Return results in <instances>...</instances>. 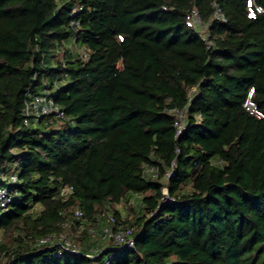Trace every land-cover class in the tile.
<instances>
[{
  "label": "trees",
  "instance_id": "trees-1",
  "mask_svg": "<svg viewBox=\"0 0 264 264\" xmlns=\"http://www.w3.org/2000/svg\"><path fill=\"white\" fill-rule=\"evenodd\" d=\"M79 1L71 15L75 1L0 0V175L17 174L0 209V264H99L105 248L112 264H264V115L244 105L254 87L264 114V11ZM193 7L210 43L186 23ZM44 90L70 119L24 123L26 100ZM174 107L186 108L179 135ZM134 195L136 214L122 219L115 204ZM105 212L134 227V246L101 235L81 246ZM62 230L81 253L37 243Z\"/></svg>",
  "mask_w": 264,
  "mask_h": 264
},
{
  "label": "built area",
  "instance_id": "built-area-1",
  "mask_svg": "<svg viewBox=\"0 0 264 264\" xmlns=\"http://www.w3.org/2000/svg\"><path fill=\"white\" fill-rule=\"evenodd\" d=\"M75 1L71 15H75L78 11L82 10L83 5L79 0H69ZM247 5L249 8V17H256L259 13L264 11L262 4L258 0H247ZM214 13L213 17L216 19H225V16L221 10L218 2L214 1ZM186 23L188 26L194 27L198 30L199 35L206 42L210 43L208 40L207 25L204 23L201 13L198 8L193 7L189 10L186 16ZM72 25L78 26L79 22L77 20H72ZM80 54L82 57H87L88 52L85 48L80 49ZM254 87H251L247 98L245 100V107L252 113H256L258 116H263V112L260 111L258 105L253 100ZM175 116L174 125L176 129V135L181 134L187 125V115L185 107H174L169 108ZM70 119L65 113L64 108L56 101L55 96L50 90H44L41 93L31 95L25 102L24 106V123L30 124L31 122L38 123L40 120L44 119L46 122H54L58 119ZM73 122V121H72ZM149 172L153 173L155 176L158 175V167L148 168ZM172 174V170L165 172L164 177L169 178ZM17 180V174L7 175L2 173L0 175V209H6L8 204L12 201V194L10 193L9 183L15 182ZM72 192L71 187H66L63 189L64 194ZM164 193L166 194L165 199H171L167 193L168 189L164 188ZM74 215L77 218L83 216V211L81 209H76ZM106 217L108 222L105 227H103L101 236L105 239H109L114 246H134V227L130 224H121L117 217L111 212H105L102 214ZM38 244L52 246L56 251V254H61L63 251H70L73 253H81L82 247L75 240H73L64 230L51 232L47 235L40 237L37 241ZM111 248L103 249L104 252H108L103 261L99 264H112V254ZM100 250L95 249L94 251L87 252L88 256H93V254H98Z\"/></svg>",
  "mask_w": 264,
  "mask_h": 264
},
{
  "label": "rangeland",
  "instance_id": "rangeland-1",
  "mask_svg": "<svg viewBox=\"0 0 264 264\" xmlns=\"http://www.w3.org/2000/svg\"><path fill=\"white\" fill-rule=\"evenodd\" d=\"M136 198V197H135ZM138 198V197H137ZM134 199H131L129 200L128 202L126 201H123V202H120L118 204H115V209L117 210H120L121 212V216H122V219H125V220H130L132 216H134L136 214V208L139 207V202H133ZM132 205L134 206L135 210L132 208ZM101 222V220H100ZM106 223L104 222L103 223V226L105 225ZM92 229V232H93V235L92 236H97L99 237L100 236V229L101 227L100 226H94V227H90ZM68 230V228H67ZM66 230V231H67ZM67 233V232H66ZM90 236V240L89 242L85 243L84 244H80L83 248L86 247V246H94V244L92 243L93 241H96L95 239H97L96 237H92ZM71 237V236H70ZM72 238V237H71ZM6 238H5V234L2 230H0V242L4 241Z\"/></svg>",
  "mask_w": 264,
  "mask_h": 264
},
{
  "label": "crops",
  "instance_id": "crops-1",
  "mask_svg": "<svg viewBox=\"0 0 264 264\" xmlns=\"http://www.w3.org/2000/svg\"><path fill=\"white\" fill-rule=\"evenodd\" d=\"M138 197V195H134L132 198L135 200L136 198ZM106 223L104 226H103V223ZM107 225V220L105 219H103V220H101V222H99V225L98 226H100L101 227V229H100V231H102V229H103V227H105ZM92 237H94V236H92ZM96 238H100L101 236H99V237H97V236H95ZM94 237V238H95ZM96 241H93L92 243L94 244V246H96V245H100V244H102V243H104V242H106L102 237L100 238V239H95ZM91 241V240H90Z\"/></svg>",
  "mask_w": 264,
  "mask_h": 264
}]
</instances>
